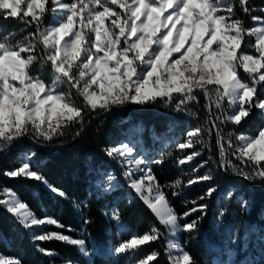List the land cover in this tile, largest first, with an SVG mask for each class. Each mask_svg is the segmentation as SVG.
<instances>
[{"label": "snow or ice", "instance_id": "obj_1", "mask_svg": "<svg viewBox=\"0 0 264 264\" xmlns=\"http://www.w3.org/2000/svg\"><path fill=\"white\" fill-rule=\"evenodd\" d=\"M248 0H240L245 13ZM0 0V15L5 19L15 18L25 25L34 24L36 32L29 33L24 40L15 44L10 41L17 35L8 32L0 36V153H5L21 138L50 145L65 135V129L74 123L81 126L85 109L89 111H109L112 107L126 104L146 105L158 100L165 107L174 105V111L185 112L186 105L197 101V92L203 95L210 106L214 105L223 115L227 102L231 114L217 117L220 123L241 125L250 117L253 109L264 116V99L258 94V85L264 84V19L252 17L258 27L246 29L241 19L232 17L231 4L223 5L222 0ZM110 5H117L115 11ZM226 11L228 15L221 14ZM51 14L55 23L41 30L46 14ZM0 31H3L0 29ZM23 31V29L21 30ZM254 37L256 54H246L242 50L245 37ZM26 41V42H25ZM40 45L45 55L38 57L36 48ZM39 69L34 72V65ZM50 67L52 81L43 78ZM242 69L251 82H244L239 70ZM67 85L68 91L61 89ZM82 97V106L72 99V90ZM217 127V143L220 145L221 166L232 169L240 177L264 181V128L255 136L239 134L238 144L231 140L224 146L223 137ZM142 133L143 129L138 128ZM169 133L173 131L169 127ZM203 129L197 127L186 133L187 141L178 145L179 149L193 148L195 140ZM235 133L229 132L232 137ZM153 139L160 140L153 131ZM140 139L121 143L105 149L108 157H116L121 165L127 166L123 172L134 190L146 206L158 217L159 223L175 234L180 229L179 219L192 213L203 211L207 206L199 205L178 216L169 205L165 192L145 159H135L134 149ZM231 153L237 161L251 165L252 172H246L227 158ZM35 153H24L26 162L18 168L4 172L9 178H28L44 184L48 190L67 199V194L52 184L28 162ZM201 155L192 152L178 161L179 165L192 161ZM204 163H207L206 161ZM143 166V167H142ZM203 164L201 165V167ZM195 171V170H194ZM106 180L102 190H115V176H106L96 169ZM137 173H142L135 178ZM212 179L208 174L190 180L189 185ZM102 180L96 187L101 188ZM181 184L177 179L169 187ZM215 188H209L211 196ZM6 199H0V206L13 214L25 229L53 226L65 229V225L53 217L38 218L29 204L17 198L14 191L2 189ZM178 193H173L177 195ZM233 195L229 191L228 196ZM203 199V197H201ZM242 206L247 202L240 197ZM192 203H195L193 201ZM73 206L79 208L76 202ZM41 211L46 209L41 208ZM108 215V213H105ZM223 215V213H221ZM111 219L120 224V213L113 210ZM90 223L89 220L85 224ZM198 221L183 225L184 231L196 229ZM67 231H74L70 226ZM264 230L253 228L256 243H264ZM32 241L64 242L76 246L83 256L85 240L75 239L62 232L50 231L32 235ZM158 239V230L143 235H132L128 240L109 249V254L119 257L135 252L139 247ZM250 241L248 234L245 244ZM167 248H177L169 241ZM42 254L56 253L37 246ZM181 255L171 258L170 264H195L190 253L177 249ZM217 251L221 249L217 248ZM227 260H217L213 264H235L236 253L230 248L224 250ZM95 254V251L94 253ZM264 258V249L260 250ZM158 253L153 252L140 259L139 264H153ZM0 264H22L19 258L0 255ZM241 264H260L254 257H246Z\"/></svg>", "mask_w": 264, "mask_h": 264}, {"label": "trees", "instance_id": "obj_2", "mask_svg": "<svg viewBox=\"0 0 264 264\" xmlns=\"http://www.w3.org/2000/svg\"><path fill=\"white\" fill-rule=\"evenodd\" d=\"M222 3L225 6L232 5V17L241 19L246 29L252 28V17L264 19V0H248L247 13L240 0H222ZM51 21L52 15L46 14L41 30ZM0 29L3 30L0 31V36L8 32L17 33L10 41L12 44L18 40L23 41L29 33L36 32L34 24L25 25L15 18L5 19L2 15ZM254 43L253 37L246 36L245 45L242 46L243 52L255 55V49L252 47ZM35 52L38 57L45 55L40 45ZM38 69L39 65H34L33 74ZM47 71L49 74L43 78L50 84L54 74H51L50 67ZM239 73L244 82H251V78L242 69ZM257 87L260 98L264 99V84ZM63 88L68 91L67 85ZM71 94L75 104L82 106L83 99L77 95L75 89ZM206 101V98L197 92V102L186 107L187 114L174 111V105L165 107L159 100L142 108L128 104L127 108L135 114L126 110L112 111L91 121L78 137L84 126L100 112L85 109L82 126L75 124L71 131L65 132L63 137L55 139L50 145L39 142L45 146L56 147L55 150L43 149L28 137H24L5 153H0V199L5 197L2 192L4 187L14 191L18 199L29 204L38 218L53 217L65 225V229L46 226V230L85 240V249L90 254L89 258L85 257L78 252L76 246L55 240L33 243V234L25 229L13 214L7 212L5 207L0 206V255L19 258L22 264H137L140 259L156 252L158 259L153 264H170L166 244L169 232L135 191L128 187L117 158H110L105 152L109 146L140 139L141 143L136 150L148 162L147 166L151 168L176 214L182 217L184 212L194 207L207 206L203 211L179 219L182 229L184 224L198 221L195 230L180 231L178 241L183 251L190 253L195 264H213L226 248L237 251L240 256V250L237 248L245 240L246 234L251 237V230L264 224V181H251L252 186L236 177L238 174H233L228 169L224 171L217 133L210 119L211 114L215 120L212 106L208 112ZM215 123L223 135L225 146L224 137L229 132L255 136L260 128H264V116L253 109L250 117L241 125L230 122L219 124L216 120ZM169 127L173 128L171 133L168 131ZM192 127L203 129L197 140L200 142L195 143L193 148L179 149L178 145L187 141L186 133ZM138 128L143 129L142 133L137 131ZM153 131L157 136H161L160 140L153 139ZM194 151L200 152L201 155L184 165H179L180 159ZM24 153H35L28 161L33 165V170L39 171L50 184L62 189L67 194V199L50 192L44 184L35 180L23 177L9 178L4 175L5 171L18 168L26 162L21 158ZM205 161L207 163H204ZM96 169H100L105 176L109 172L114 174V191L102 190L105 187L104 180L97 174ZM205 174L210 175L212 179L188 184L190 180H197ZM177 179L181 184L169 187ZM97 180H102L101 188L96 187ZM209 188H215L211 196L207 195ZM229 191L233 192L231 197L228 196ZM241 196L247 202L246 207L242 206ZM193 201L195 203H192ZM73 202H76L79 208L74 207ZM41 208L46 211H41ZM113 210L120 213L119 225L111 219ZM86 220L90 223L85 224ZM68 226L74 231H67ZM153 228L158 230L156 241L119 257L109 254V249L118 246L120 242L128 240L132 235L149 233ZM254 244L255 246H252L250 242L247 247L252 246L255 251L254 258L262 264L264 258L261 257L260 250L264 249V245L256 242ZM37 246L56 255L42 254L37 250ZM217 248L221 251H217Z\"/></svg>", "mask_w": 264, "mask_h": 264}, {"label": "rangeland", "instance_id": "obj_3", "mask_svg": "<svg viewBox=\"0 0 264 264\" xmlns=\"http://www.w3.org/2000/svg\"><path fill=\"white\" fill-rule=\"evenodd\" d=\"M63 2H65V3H70V2H72V0H69L68 2H67L66 0H63ZM110 6L113 7L115 11H118V12L121 11V9H119V7H118L117 5H110ZM221 14L228 15V13H227L226 11H222ZM54 23H55V21H54L53 18H52V21H51V23H50L49 25H53ZM49 25H48V26H49ZM258 26H260V25L257 24V23L254 21V22H253V26H252V28H253V27H258ZM252 28H251V29H252ZM253 38H254V37H253ZM246 54H249V53H246ZM248 83H250V82H248ZM61 90L67 92V91L65 90V88H62ZM206 100H207V99H206ZM207 101H208V100H207ZM196 102H197V101L190 102V103H188V104L186 105V107H187V106H190L191 104L196 103ZM208 104H209V102H208ZM130 105H131V104H130ZM133 105H135V104H133ZM146 105H148V104H146ZM146 105H143V106H141V105H135V106H138V107H141V108H142V107H144V106H146ZM127 107H128V104L122 106L121 108H127ZM121 108H120V107H115V106H114V107H112L111 109H112V111H116V110H124V109H121ZM215 110H216V112H215ZM215 110H214L213 107H212L213 116H214L216 122L218 121L219 124H222V123H220V121L217 119V117H221V116H219L220 112H218L217 109H215ZM112 111H111V112H112ZM185 113H186V112H185ZM107 114H108V113H107ZM186 114H187V113H186ZM228 114H231V110L228 109L227 102H225L224 107H223V115H228ZM223 115H222V116H223ZM222 118H223V117H222ZM222 118H221V119H222ZM83 123H84V122H83ZM75 124L78 125V126H80V124H78V123H74V124L70 125L68 128H66V129H65V132H69V131H71V130L73 129V126H75ZM193 129H195V127H192L190 131H192ZM220 135L223 137V135H222L221 133H220ZM238 135H239V134L236 133L235 135L232 136V138L229 137L228 135H227L226 137H224V138H225V147H227V143H228L229 140H231V143L233 144V146H236V145L238 144V141H237V139H236V137H237ZM194 139H195V140H198V137H195ZM124 143H125V142H124ZM191 154H192V153H191ZM115 158H116V157H115ZM134 158H135V159H144L142 156L139 155V153H138V151L136 150V148L134 149ZM227 158H228L229 160H231L232 163H233L234 165H237L239 168H242L244 171L249 172V173L252 172V167H251V165H245V164H243L242 162L237 161L236 158H235L234 156H232L230 152L227 154ZM117 161H118L119 166L121 167V170H122L123 172L127 171V166H126V165H121V164L119 163L118 158H117ZM142 167H143V166H142ZM228 170L231 171L233 174H237V173H234V172L232 171L231 168H229ZM140 175H142V173H137L135 178H139ZM258 179H259V178H257L256 180H258ZM127 182H128V184H129V181H127ZM107 183H108V182H107L106 180H104V185H105V187L107 186ZM41 184H42V183H41ZM6 198H7V197L5 196L4 199H6ZM17 198H18V197H17ZM178 223H179V221H178ZM45 227H46V226H45ZM45 227H43V228H35V229H27V230H28L30 233L35 234V235H40V234H43V233H45V232H50V230H49V231L46 230ZM164 228L169 232V236H168V238H167V240H166V244H168L169 241H172L173 244L177 246V248H173L172 250H169V249L167 248V254H168V257H169L170 259H171V258H175V257H177V256H179V255L182 254L181 251L177 250V249H182V247L180 246L179 241H178V236H179L180 231L182 230V227H180L181 230H178V232L175 233V234L171 233V232L168 230V228H167L166 226H164ZM258 229L264 230V224H263V226H260ZM261 234H264V232H262ZM250 242H252V246H255V244L253 245V243L256 242V238H255V235L252 234V230H251V237H250V241H249V243H250ZM249 243L246 245V244H245V240H244V241L241 243L240 247L237 248V249L240 250V251H239L240 256L237 255V251H234V252L236 253V255H235V257H234L235 264H241V262L244 261L246 257H254L255 251L252 250V246H251V247H247V246L249 245ZM263 245H264V243H263ZM77 248H78V247H77ZM85 250H86V249H85ZM182 250H183V249H182ZM78 252H79V249H78ZM87 252H88V251H87ZM88 253H89V252H88ZM2 256H3V255H2ZM85 257H88V258H89V256H85ZM217 260H227L226 252L224 251L223 254L221 255V257H220V258H219V257L216 258L214 261H217ZM263 262H264V261H263ZM137 264H139V263H137ZM262 264H264V263H262Z\"/></svg>", "mask_w": 264, "mask_h": 264}, {"label": "water", "instance_id": "obj_4", "mask_svg": "<svg viewBox=\"0 0 264 264\" xmlns=\"http://www.w3.org/2000/svg\"><path fill=\"white\" fill-rule=\"evenodd\" d=\"M207 102V110H208V112H210L209 111V104H208V101H206ZM121 108V107H120ZM121 109H124V110H126V111H128V112H130V113H132V114H135L132 110H130V109H128V108H121ZM112 111V109H110L109 111H106V112H99V114H97V115H95L85 126H84V128L81 130V132L79 133V135H78V137L85 131V129L87 128V126L91 123V121H93L94 119H96V118H98V117H100V116H104V115H106L107 113H110ZM210 114V113H209ZM210 119H211V121L213 122V124H214V126H215V131H216V133H217V125H216V123H215V120L213 119V117H212V115L210 114ZM28 139L29 140H31L34 144H36V145H38L39 147H41V148H43V149H46V150H50V151H52V150H55L56 149V147H50V146H45V145H42V144H40L38 141H34V140H32V139H30L29 137H28ZM224 171H225V169H224ZM236 177H239V178H241V179H243L244 181H246V182H248V183H250L251 185H252V183H251V181H249L248 179H245V178H242V177H240L239 175H236ZM253 186V185H252Z\"/></svg>", "mask_w": 264, "mask_h": 264}, {"label": "built area", "instance_id": "obj_5", "mask_svg": "<svg viewBox=\"0 0 264 264\" xmlns=\"http://www.w3.org/2000/svg\"><path fill=\"white\" fill-rule=\"evenodd\" d=\"M211 106L213 107L214 110L216 109L214 105H211ZM217 111L220 112L219 116H221V118H222L223 116H222L221 111H220V110H217ZM215 112H216V110H215ZM223 124H224V123H223Z\"/></svg>", "mask_w": 264, "mask_h": 264}]
</instances>
